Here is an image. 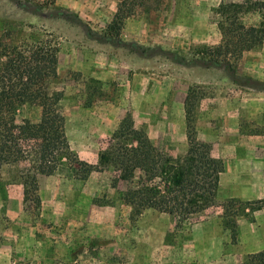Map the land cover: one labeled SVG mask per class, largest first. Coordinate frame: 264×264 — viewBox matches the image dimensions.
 <instances>
[{"label": "rangeland", "instance_id": "1", "mask_svg": "<svg viewBox=\"0 0 264 264\" xmlns=\"http://www.w3.org/2000/svg\"><path fill=\"white\" fill-rule=\"evenodd\" d=\"M121 1L127 15L116 36L108 24ZM229 1L241 0H0V38L20 43L48 33L58 42L49 87L61 94L80 159L97 162L127 114L174 156L185 153L191 123L193 135L224 157L234 183L239 168L254 171L264 139V40L231 67L206 56L222 40L217 9ZM260 18L251 9L244 20ZM40 113L26 104L18 120L37 121ZM30 170L29 161L0 162V264H202L212 243L198 234L206 220L226 229L228 258L239 250L232 243L240 219L264 231V198L222 190L211 208L187 218L152 208L137 215L124 200L127 184L114 185L111 171L81 178L64 161L37 175L36 192L22 182ZM240 252L244 264L254 251Z\"/></svg>", "mask_w": 264, "mask_h": 264}, {"label": "trees", "instance_id": "2", "mask_svg": "<svg viewBox=\"0 0 264 264\" xmlns=\"http://www.w3.org/2000/svg\"><path fill=\"white\" fill-rule=\"evenodd\" d=\"M124 3L108 24L116 36L127 15ZM251 9L260 11L258 22L244 20ZM217 10L222 40L206 47V56L231 67L264 40V0L221 2ZM59 52L58 42L48 33L20 43L0 38L1 163L29 161L32 170L22 182L36 192L37 175L54 173L64 161L75 164L81 178L94 170L111 171L114 185L127 184L124 200L137 215L152 208L187 218L216 203L224 161L213 154L210 143L193 135L191 123L185 153L174 156L158 148L127 114L99 149L97 162L80 159L67 136L61 94L49 87L58 75ZM26 104L41 108L39 120H18ZM244 264H264V249L251 252Z\"/></svg>", "mask_w": 264, "mask_h": 264}, {"label": "crops", "instance_id": "3", "mask_svg": "<svg viewBox=\"0 0 264 264\" xmlns=\"http://www.w3.org/2000/svg\"><path fill=\"white\" fill-rule=\"evenodd\" d=\"M258 143L260 144V148H258L255 160L251 164V166H254L252 169L254 171H251L249 175L245 167L239 168L238 166L239 170L234 174L236 179L234 183H232V179L228 181V163L225 162L223 156H217L223 159L225 166L220 177L218 198L222 190H226V193L228 191L231 196L242 199L264 198V139H258ZM254 163L255 165H253ZM249 176L252 179L247 182L244 181V178H248ZM238 222L240 223L238 240L236 243H232V245L235 249L239 250L233 253V256L230 258H228L226 253L228 233L220 222L209 219L199 227L198 234H202V238L206 240V237L212 236V243L210 244V248H208V254H205L206 251L203 253L202 257L204 261H202V264H239L243 260V254L240 251L249 250L255 252L264 249V231H255V228L247 225L245 219H240Z\"/></svg>", "mask_w": 264, "mask_h": 264}]
</instances>
